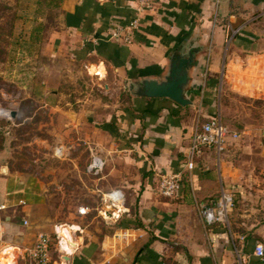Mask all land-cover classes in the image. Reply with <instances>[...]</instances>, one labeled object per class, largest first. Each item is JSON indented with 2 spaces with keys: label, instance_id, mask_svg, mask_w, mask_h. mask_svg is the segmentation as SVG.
Listing matches in <instances>:
<instances>
[{
  "label": "crops",
  "instance_id": "0c3cea01",
  "mask_svg": "<svg viewBox=\"0 0 264 264\" xmlns=\"http://www.w3.org/2000/svg\"><path fill=\"white\" fill-rule=\"evenodd\" d=\"M136 4V0H60L61 28L55 36L59 49L66 48L77 58L94 57L88 71L91 66L102 68L103 75L90 72L99 79H107L112 72V81L122 82V91L131 95L130 83L165 74L175 48L195 47L198 52L189 68L186 90L193 105L187 106L197 111L205 108L206 117L216 111L213 92L221 76L227 78L230 62L241 63L242 70L264 68V0L156 2L155 10L141 15L131 44L108 38L114 26L133 19ZM227 40L233 49L228 46L224 52ZM239 50L245 52L243 57ZM185 107L166 98L131 95L129 106L122 104L109 112L104 122H95L109 141L102 146L112 152L113 168L102 177L118 172L114 164L119 163H126L133 173V177H124L126 184L106 186L107 191L119 188L124 192L127 210L114 219L101 216V205L96 208L105 221H119L112 233L100 239L87 230L88 235H81L85 229L76 224H64L79 228L71 234L78 249L64 259L65 264H264L253 253L256 242L264 245V223L233 219L228 226L207 225L196 218L198 204L213 202L221 184L231 189L225 180L228 166L224 158L238 139L229 138L220 156L212 149L205 150L192 170L185 169L183 154L194 126L190 117L183 116ZM261 146L264 153V139ZM103 158L109 163L106 155ZM174 171L182 174L179 193L161 196L160 176ZM20 191H8L7 182L0 180V223L12 234L4 241L9 247L4 253L13 249L16 255L37 238L35 232L22 229L33 220L30 206L23 199L8 204L7 196ZM126 193L135 196L134 200L129 202ZM24 219L28 225L23 224ZM3 259L5 264H14L11 255L0 254V264ZM19 260L17 256V264Z\"/></svg>",
  "mask_w": 264,
  "mask_h": 264
},
{
  "label": "rangeland",
  "instance_id": "374dc122",
  "mask_svg": "<svg viewBox=\"0 0 264 264\" xmlns=\"http://www.w3.org/2000/svg\"><path fill=\"white\" fill-rule=\"evenodd\" d=\"M60 14V0H0L5 51L0 52V180L7 182L8 191L21 189L7 196L8 204L23 199L34 214L24 231L38 236L50 233L55 224L67 223L85 229L81 235L90 232L100 239L112 233L119 221L98 216L101 195L97 189L105 192L107 184H126L124 177H133V173L126 163H119L114 164L118 172L102 177L113 168L112 152L104 149L109 141L95 122H104L122 104L129 106L132 94L122 91V82L112 81V72L107 79L91 74L103 75L102 68L91 66L88 71L94 57L77 58L66 48L59 49L55 36L61 28ZM7 18L11 19L8 36ZM229 44L227 40L224 52L228 46L233 49ZM239 54L243 57L245 52L239 50ZM229 68L227 78L222 76L213 92L215 113H220L229 129L240 132L224 158L228 166L225 180L235 194L228 221L262 224L264 68L242 70L241 63L231 62ZM183 110V116L190 117L194 125L206 118L205 108L197 111L186 106ZM61 146L68 150L64 157L57 154ZM92 152L106 155L109 162L98 175L87 171ZM126 196L129 202L135 198ZM80 206L89 207L90 212L79 216ZM0 217L3 221V214ZM196 218L203 220L199 210ZM11 236L5 227L4 241Z\"/></svg>",
  "mask_w": 264,
  "mask_h": 264
},
{
  "label": "built area",
  "instance_id": "2783aa9c",
  "mask_svg": "<svg viewBox=\"0 0 264 264\" xmlns=\"http://www.w3.org/2000/svg\"><path fill=\"white\" fill-rule=\"evenodd\" d=\"M134 8V17L126 25L114 26L107 37L110 39L118 40L124 44H131L135 40V32L139 28L140 18L155 8L153 0H136ZM238 29L232 30V35ZM231 35V37H232ZM229 37V40L231 39ZM222 77V76H221ZM240 132L233 131L222 120L219 112L206 117L202 122H197L190 135V143L187 150L183 154L184 167L187 170H192L198 159L202 156L203 152L207 149H212L217 156H220L226 149V143L229 138L238 139ZM57 154L66 156L68 150L63 146L59 147ZM105 159L96 153H91L90 161L87 165V171L90 174L98 175L105 167ZM182 180V174L179 171L167 172L160 176L158 182V190L161 196L174 197L179 193ZM235 194L233 190L225 188L223 184L220 186L218 197L209 204H198V210L207 225L220 223L228 226V216L234 207ZM102 209L99 210L103 218L119 219L121 215L127 210L125 208V194L119 188H113L101 194L100 197ZM90 211L87 206H80L77 209V214L84 216ZM24 225H28V220H23ZM66 223H60L53 227L50 233L38 234L35 243L25 249L19 255L16 251L11 249L10 253H4V229L0 223V254L11 255L14 264H17V256L19 259L26 261V264H65L64 257L72 255L78 249L79 244H71L67 236L62 231V226ZM72 227V226H71ZM71 233L75 231L70 228ZM79 231V230H78ZM72 236H74L72 234ZM74 240V238L72 237ZM67 247L71 248L67 252ZM11 248V247H10ZM254 255L260 260L264 257V245L261 242H256L254 245Z\"/></svg>",
  "mask_w": 264,
  "mask_h": 264
},
{
  "label": "water",
  "instance_id": "95a60500",
  "mask_svg": "<svg viewBox=\"0 0 264 264\" xmlns=\"http://www.w3.org/2000/svg\"><path fill=\"white\" fill-rule=\"evenodd\" d=\"M197 52L195 47L186 50L182 46L175 48L169 56L165 74L159 78L142 77L137 82L130 83V93L138 97L166 98L180 106L193 105L186 90L189 85V68ZM14 115L13 111L12 116Z\"/></svg>",
  "mask_w": 264,
  "mask_h": 264
},
{
  "label": "bare ground",
  "instance_id": "6f19581e",
  "mask_svg": "<svg viewBox=\"0 0 264 264\" xmlns=\"http://www.w3.org/2000/svg\"><path fill=\"white\" fill-rule=\"evenodd\" d=\"M72 226V227H71ZM70 228H72V230H74V231H78L79 230V228L78 227H76V230L74 229L75 227L73 226V225H63L62 226V231H63V233L67 236V238H68V240L70 241V243L71 244H74L72 241H71V231H70ZM78 229V230H77ZM67 252H71V248H69V247H67ZM3 262H4V264H5V261H6V259H3L2 260Z\"/></svg>",
  "mask_w": 264,
  "mask_h": 264
},
{
  "label": "trees",
  "instance_id": "16d2710c",
  "mask_svg": "<svg viewBox=\"0 0 264 264\" xmlns=\"http://www.w3.org/2000/svg\"><path fill=\"white\" fill-rule=\"evenodd\" d=\"M7 22L9 23V28H7L6 29V35L8 36V35H10L11 34V19H8L7 18ZM0 28H1V26H0ZM2 35V34H1ZM3 37L2 36H0V52H2L3 54L5 53V51H3ZM3 54H2V56H3ZM2 56L0 57V60L2 59ZM262 261H263V263H264V257H263V259H262Z\"/></svg>",
  "mask_w": 264,
  "mask_h": 264
}]
</instances>
